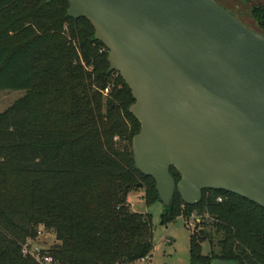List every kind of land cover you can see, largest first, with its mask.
Segmentation results:
<instances>
[{
	"label": "trees",
	"instance_id": "16d2710c",
	"mask_svg": "<svg viewBox=\"0 0 264 264\" xmlns=\"http://www.w3.org/2000/svg\"><path fill=\"white\" fill-rule=\"evenodd\" d=\"M65 0H0V89L25 94L0 112V264H39L21 247L50 231L57 264H139L153 249L152 217L134 212L127 192L154 180L135 167L129 88L108 72V51ZM255 16L264 31V11ZM175 182L179 174L171 167ZM221 197V201L217 198ZM192 211L220 234L218 253H201L191 234L189 264L225 259L264 264V208L225 191L203 190L194 205L175 191L160 223Z\"/></svg>",
	"mask_w": 264,
	"mask_h": 264
},
{
	"label": "water",
	"instance_id": "95a60500",
	"mask_svg": "<svg viewBox=\"0 0 264 264\" xmlns=\"http://www.w3.org/2000/svg\"><path fill=\"white\" fill-rule=\"evenodd\" d=\"M65 1L130 90L134 167L154 180L162 206L175 191L194 205L217 190L264 208V33L217 0Z\"/></svg>",
	"mask_w": 264,
	"mask_h": 264
},
{
	"label": "rangeland",
	"instance_id": "374dc122",
	"mask_svg": "<svg viewBox=\"0 0 264 264\" xmlns=\"http://www.w3.org/2000/svg\"><path fill=\"white\" fill-rule=\"evenodd\" d=\"M217 2L249 28L264 33L259 26V19L255 16L258 10L264 11V0H217ZM24 94V90L0 89V112ZM138 183L141 187L129 190L126 199L132 211L149 213L152 217L153 249L148 259L141 264H189L192 232L198 235L197 237L202 236L204 232L211 235V242L205 240L200 243L203 255L209 254L210 251L218 253L217 241L220 234L208 223L206 214L197 211H192L188 215L181 213L173 221L160 223L162 204L158 200L147 204L144 200L143 183L141 181ZM39 231L34 238V245L48 250L58 243L52 232L43 228H39Z\"/></svg>",
	"mask_w": 264,
	"mask_h": 264
},
{
	"label": "built area",
	"instance_id": "2783aa9c",
	"mask_svg": "<svg viewBox=\"0 0 264 264\" xmlns=\"http://www.w3.org/2000/svg\"><path fill=\"white\" fill-rule=\"evenodd\" d=\"M217 201H221V197H218ZM39 232L40 231H38V234ZM33 241H34L33 238H28L23 243L21 247V253L23 256L31 257L39 264H57L47 250H43L41 247L34 245ZM147 259L148 257L142 258L139 264H141L142 261H145Z\"/></svg>",
	"mask_w": 264,
	"mask_h": 264
}]
</instances>
